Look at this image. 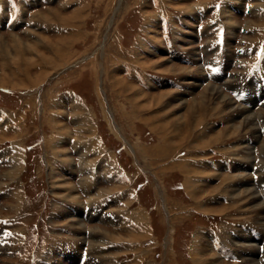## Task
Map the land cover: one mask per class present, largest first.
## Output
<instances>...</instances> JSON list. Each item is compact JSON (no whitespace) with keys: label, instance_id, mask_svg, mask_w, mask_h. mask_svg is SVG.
I'll use <instances>...</instances> for the list:
<instances>
[{"label":"rangeland","instance_id":"1","mask_svg":"<svg viewBox=\"0 0 264 264\" xmlns=\"http://www.w3.org/2000/svg\"><path fill=\"white\" fill-rule=\"evenodd\" d=\"M11 2L15 8L23 10V17L20 22L7 19L11 21L8 28L1 29L0 26V78L7 74V78L0 80V87L12 92L4 93L0 90V146L5 145L6 157L9 158L10 153L11 161L3 167L0 164V189L6 187L5 193L0 195V227H3L1 232L4 233L0 240V264H35L46 249L56 244H66L70 248L71 244L78 245L79 242L85 245L84 239L88 241L87 251L93 258L83 264H198L193 258V246L198 243L197 246L202 248L204 239L201 236L207 237L209 230L214 231L216 236L219 234L226 245H232L234 249L231 252L241 259V262H226L212 250L213 256H218L223 263L247 264L245 262L253 258L258 260L257 264H264V260H261L264 256L257 252L258 247H263L264 251V246L237 228V223L246 221L261 227L264 232V198L260 197L264 188L259 187L264 180V173L260 172L263 175L255 186L249 173L252 163L258 170H264V153L261 152L264 138L258 132L259 126L264 124V104L252 111L235 102L224 90V86L230 88L234 84L230 83L231 79L204 84L200 62L203 55L200 52L201 44L214 45L217 33L224 25L228 30L227 34L225 31L227 40L229 35L235 34L231 44H235L236 38L239 39L240 26L244 28L241 40L245 39V43L238 40L239 44L243 46L247 43L264 52V0ZM244 2L251 3L249 15L242 16L233 9H230L232 13L229 11L227 4H231V7L239 4L241 8ZM197 24L205 36V40L200 39L201 44L195 40L198 36L195 29ZM248 34H251L250 39H246ZM251 39L256 41L247 42ZM13 41L21 42V46L16 47ZM166 48L177 51L176 58L167 55ZM181 55L184 60L196 58L198 61L194 59L191 63L183 62ZM27 59L32 62V79L44 74L36 84L22 80L27 79L22 69ZM246 63L247 59H242L238 66L242 67ZM18 66H22L20 70ZM12 69L16 70L15 74L11 73ZM117 78L129 82V86L134 88L130 91L120 89L117 84H113ZM164 80L176 82L179 87L168 86ZM207 85L220 87L231 104L235 107L238 105L237 108L240 111L246 110V113L239 115L230 112L231 109L226 106H221L219 112L209 103L204 107V112L198 107L191 114V120L201 119L199 129H193V135L184 139L178 148H172L167 143L169 139L172 144L186 135V126H182L180 121L177 124L176 118L186 112L188 102L195 97L199 100L198 95ZM135 89L137 93L132 101L128 96L134 94ZM168 91H172V95L168 94L161 103V93ZM174 94L183 99V104L172 100ZM133 102L143 105L136 108ZM75 105L85 108L90 116V126L95 128L93 135L98 141L102 137L103 145L99 144L106 151L100 155H95L94 150L87 153L83 151L82 157L90 161H87L89 167H86L84 174L89 173L94 177L90 184L85 183V188L89 186L85 190L90 192H85L83 185L79 184L83 178L80 172V163L83 161L74 144L77 140L85 141L89 134L81 131L82 136L77 133L73 116L77 110ZM198 112L200 117L196 115ZM247 113L254 115L250 117L252 123L260 120V123L255 124V132L246 131L243 125V116ZM51 119L57 120L54 125L61 131L53 127ZM59 120L68 131L66 138ZM162 123H166L172 130H176L177 125L180 130L177 129V135L161 131L168 144L165 154L157 147L163 146L164 140L150 130V126ZM198 131H204L203 140L206 141L219 133V141L205 149L192 148L193 144L203 141H199ZM222 131L223 135L220 134ZM55 136H59V140L64 138L63 142L52 144L58 151H66L70 165L57 158L54 155L56 149L54 152L53 145L47 143L50 139H56ZM248 138L252 140L250 144ZM253 144H258L254 157ZM243 145L249 147L250 158H245L239 149ZM106 154L111 157L105 158ZM223 155L233 160L231 172L221 167L216 169L214 165H220V156ZM0 157L5 158L2 153ZM209 158H214V164L209 162L212 166L206 165ZM23 159L26 160L24 165L21 161ZM180 159L191 162L188 165L192 174L198 177L191 178L200 179L195 181L198 185L194 195L188 194L187 186L192 180L188 178L186 182L187 175L183 171L182 162L178 163ZM106 161L113 164L110 170L116 173V177L105 178L108 173ZM95 166L97 172L94 175ZM9 173L14 175L10 176ZM236 173L247 174L248 178L238 183H247L258 193L263 203V208L258 212L243 209L246 200L244 195L233 196L231 200L229 193L222 195L214 191L217 185L221 190L222 185L227 187L230 182L232 185L233 182L226 176ZM67 182L76 185L77 190H73L72 194L77 196L76 199L79 196V202L69 200V188H63L67 187ZM227 189L228 192L232 190L233 194L236 191L230 187ZM96 193H99L98 198ZM105 197L104 203L109 204L102 209H106L108 215L103 217L102 210L93 215V208H100ZM86 204L93 206L86 214V219L81 216L83 211L76 214L67 208L72 205L80 211ZM225 207L229 208L224 213H216ZM69 211L75 217L68 216ZM138 212L144 213L143 220L137 215ZM109 213L117 217L115 223L112 221L113 227L105 224L111 220ZM257 213L261 215L259 220L254 218ZM76 220L82 222L79 230L73 226ZM69 228L74 230L68 233L66 230ZM91 229L97 230V233L91 235ZM234 229L237 236L235 234L229 241L228 237L235 232ZM33 233L36 235L33 243H25V239ZM110 235L121 238L113 240L108 237ZM97 238L103 240V245L91 246V243L95 245ZM111 243L121 244V247L116 245L104 249ZM204 249L206 252V247ZM215 249L221 255L225 253L223 247L218 249L215 246ZM80 252L81 249L74 256L66 252L64 258H61L57 254L59 252L51 248V251L48 250L46 255L38 259L37 264H70L67 262L71 260V264H77Z\"/></svg>","mask_w":264,"mask_h":264},{"label":"bare ground","instance_id":"2","mask_svg":"<svg viewBox=\"0 0 264 264\" xmlns=\"http://www.w3.org/2000/svg\"><path fill=\"white\" fill-rule=\"evenodd\" d=\"M33 2V1H32ZM77 14V11H75V13H74V15H76ZM80 15V14H79ZM69 18H71V17H69ZM69 21H71V20H69ZM36 39V38H35ZM2 42V41H1ZM0 42V43H1ZM39 42V41H38ZM13 45H15L16 47H20L21 46V42H19V41H13ZM34 43V42H33ZM32 43V44H33ZM37 43V42H36ZM31 44V45H32ZM2 45V44H1ZM33 45H35V44H33ZM32 45V46H33ZM32 46H30V47H32ZM48 46V45H47ZM36 47V46H35ZM38 51V50H37ZM30 52V51H29ZM17 54H19L20 55V52L19 51H17ZM41 55V54H40ZM4 60H6V59H4ZM33 61V60H32ZM157 62V61H156ZM24 65V68L22 67V69H23V72H24V77H26L27 79H22L23 81H29V82H32L33 84H36V83H38L40 80H42V77H43V75L42 76H40L39 77V75H38V77H35V78H31L30 76V66H31V64H32V62H29V60L27 59V60H25V63H23ZM6 65V64H5ZM143 66H144V64H143ZM148 66V65H147ZM21 67H17V69H21ZM184 69V68H183ZM11 71V73H13V74H15V69H12V70H10ZM18 73V72H17ZM5 76L4 77H2V78H0V80H4L5 78H7V74H4ZM115 77V76H114ZM30 79L32 80V81H30ZM10 80V79H9ZM25 81V82H26ZM129 82H127V81H124V80H122V79H120V80H118V78L117 79H114L113 80V84H117L118 86H119V88L120 89H122V90H125V89H127V90H129L130 91V89H132V88H134V86H132V85H130L129 86V84H128ZM29 84V83H28ZM32 85V84H31ZM211 85V84H210ZM215 85V84H214ZM2 86V85H1ZM9 86V85H8ZM5 87V86H4ZM1 88V87H0ZM135 93H137V90L135 89V91H134V94H130L129 96H128V98L129 99H131L132 101H134V99H135ZM171 93V95H172V91H168V92H162L161 93V98H159V99H161V103H162V101L164 102V98L168 95V94H170ZM171 95H170V97H171ZM175 95V94H174ZM146 96V95H145ZM199 96V100H196L195 98H194V100H191L190 102H188V107H187V110H186V112L183 114V115H179L177 118H176V120H177V124H179V121H180V123H181V125L182 126H186L185 128V131H186V135H185V137H182V140H180L179 142L177 141V142H173L172 144L170 143L171 141H170V139H169V142H167L168 144H169V146H171L172 148H178L177 146L178 145H181V144H183L184 143V139H186V138H189L190 136H192L193 134L192 133H194V132H192L193 131V129H195V128H198L199 129V124H201L200 122V118H198V119H194V120H191V119H193V117H191V114L194 112L195 113V110L197 109L198 110V107L200 108V111H202L203 110V112H204V107H206L208 104L207 103H209V105H213V107H214V109L215 110H217V111H219L220 112V107L222 106H226V108L228 109V108H230L231 110H230V112H236L237 114H239V115H243L244 113H246V110L245 111H240L238 108H237V106L235 107V106H233L232 104H231V101H230V99L228 100L227 99V96L225 95V94H223L222 93V91H221V88L219 87V88H217V87H215V86H206V88L198 95ZM144 97V96H143ZM158 97V96H157ZM158 99V100H159ZM172 99V98H171ZM173 101H177V103L180 101L181 103L183 102V99H181V98H179L178 97V95H175V97L172 99ZM159 102H160V100H159ZM158 102V103H159ZM216 102H218V103H216ZM54 103V102H53ZM134 103V102H133ZM181 103L179 104V105H181ZM185 103V102H184ZM73 104V103H72ZM77 104V103H76ZM183 104V103H182ZM223 104H226V105H223ZM134 105H135V107L136 108H141V106L143 105V104H136V103H134ZM72 106V105H71ZM184 106H185V104H184ZM74 107V106H73ZM212 107V108H213ZM75 109H77V110H79L78 112H76V111H74L73 112V116H74V118L76 119V121H75V123H76V128L78 129V132L77 133H79V134H81V131H83V132H87L89 135V137H87L86 138V140L85 141H81V140H77L76 142H75V144H74V147H76V148H78V152L79 153H81L80 154V160L81 161H83L82 163H80V169H81V171L80 172H82V175H83V178L81 179V181L82 182H79V184L80 185H83V187L82 188H84V191L85 192H90V191H88V190H85V189H88L89 188V186H86V188H85V183L88 185V184H90L92 181H93V177L91 176V175H89V173H88V175L87 174H84V173H86V167H89V164L87 163V159H86V157H82V155H83V151H85V153H87V152H89V151H93L94 150V154L95 155H97V154H102V152H104L105 150H103V148L101 147V145L99 144L100 142L95 138V136L93 135L94 134V132H95V128H93L92 126H90L91 124H90V122H89V114L86 112V110H85V108L84 107H81V106H79V105H75ZM213 109V110H214ZM222 109H224V108H222ZM221 109V110H222ZM212 110V111H213ZM226 110V109H225ZM222 112V111H221ZM225 112V111H224ZM228 112V111H227ZM247 112H249V111H247ZM200 113H202V112H200ZM196 115L198 116V117H200V114H199V112L198 113H196ZM214 115V114H213ZM220 115V114H219ZM222 115V114H221ZM226 115H227V113H226ZM227 116H229V114L227 115ZM231 116V115H230ZM244 118H243V120H242V122H243V125L246 127L245 129H246V131H249L250 133H252V132H255L256 131V127H255V122H253L252 123V121H251V119H250V117L251 118H253L254 117V115H252L251 113H247V114H245L244 116H243ZM194 118H197V117H194ZM204 118V117H203ZM255 119H256V117H255ZM55 121H57V120H55V119H51V123L53 124V127H56L57 129H58V131H61L57 126H55L54 124H56L55 123ZM91 121V120H90ZM254 121V120H253ZM59 123L61 124V127H62V130H63V132H65V138H66V134H68V131H67V129H66V126H65V124L63 123V122H61L60 120H59ZM203 124V123H202ZM206 124V123H205ZM241 124V123H240ZM169 125V124H168ZM175 126V125H174ZM198 126V127H197ZM205 125H203V127H204ZM236 126V125H235ZM208 127V126H207ZM241 127H242V125H241ZM175 128V127H174ZM209 128V127H208ZM94 129V130H93ZM177 129H178V126L176 125V130L174 129V130H172L171 129V127H167V124L166 123H162V124H160V125H156V126H154V127H151L150 126V130L151 131H153V132H155V134L158 136H160V138H162L163 140H164V138H163V135H162V133H161V131H167L168 133H174L175 135H177ZM182 129V128H181ZM184 129V128H183ZM202 129V128H201ZM225 129V128H224ZM224 129H221V130H224ZM236 129H237V127H236ZM236 129H234V130H236ZM239 129H241V128H239ZM204 131H205V129H203ZM229 130H231V129H229ZM233 130V131H234ZM178 131H180L179 129H178ZM204 131H202V132H200L199 133V131H198V133H197V136H199V141L200 140H203V137H204ZM218 131V130H217ZM241 131V130H240ZM16 133H17V131H15ZM228 132V131H227ZM236 132H238V131H236ZM242 132V131H241ZM240 132V133H241ZM14 133V132H13ZM76 133V134H77ZM206 133V132H205ZM223 133V131L220 133L221 135H223L222 134ZM230 133V132H229ZM232 133V132H231ZM82 135V134H81ZM180 135V132H179V134H178V136ZM182 135V134H181ZM77 136V135H76ZM83 136V135H82ZM85 136V135H84ZM208 136V135H207ZM58 137V138H57ZM64 137V136H63ZM78 137V136H77ZM224 137V136H223ZM226 137H228V136H226ZM54 138H56V139H50L47 143L50 145V144H52V142H54V145H56L57 143V141H62L63 142V140L62 139H64V138H62V139H60L59 140V136H55ZM225 138V137H224ZM82 139H83V137H82ZM210 140H203V141H200V143H198V144H193L191 147L193 148V147H197V148H199V149H205L206 147H208L209 145H211L212 143L213 144H215L216 142H218L219 141V133L217 134V135H215L214 137H211V138H209ZM166 142H165V140H164V144H163V146H157V147H160V150H161V153L162 154H165V150H167V147H168V144H167ZM53 145V144H52ZM53 145V147L52 148H54V152H55V149H56V151H57V153L56 154H54V155H57V158H59V159H62V160H64V162L66 163V164H68V165H70L69 163H68V156L65 154V150H57V148H55V146ZM59 145V144H58ZM242 145V144H241ZM57 147V146H56ZM157 147H156V150H157ZM239 148V147H238ZM248 148L249 147H247V145L245 146V145H243V146H241L239 149L241 150V152H242V154H243V156H245V158H250L251 157V155H250V153H249V151L250 150H248ZM80 149V150H79ZM100 150H101V152H100ZM53 151V150H52ZM76 152V151H75ZM106 152V151H105ZM261 152H263L264 153V146H262L261 147ZM92 153V152H91ZM157 153V152H156ZM253 153V152H252ZM99 154V155H100ZM160 154V153H159ZM188 155V154H187ZM201 155V154H200ZM155 156H156V154H155ZM107 157H111L109 154H106L105 155V158H107ZM16 159V158H15ZM70 159V158H69ZM71 160V159H70ZM69 160V161H70ZM79 160V162H81ZM89 160H90V158H89ZM94 160V159H93ZM18 161V160H17ZM109 161V160H108ZM89 163H90V161H88ZM92 162V161H91ZM182 162V168H183V171L186 173V175H187V178H186V182H188L187 180H188V178H189V180L191 179L192 180V182H191V184L189 185V186H187V190H188V194L191 196V195H194V192H195V190H196V188H197V183L195 182L196 180H200V179H192L193 177H197V176H193V174H192V170H191V167H189V163H191V162H188V160L187 159H180L179 161H178V163H181ZM16 163H18V162H16ZM70 163H72V162H70ZM14 165H15V163H14ZM13 165V167L15 168L16 166H14ZM67 166V165H66ZM111 167H113V164H111V163H109V162H107L106 161V171L108 172L107 173V175H109V176H106L105 178L106 179H111V178H114V177H116V173L115 174H113V171H112V169L110 170V168ZM83 168V169H82ZM235 169V168H234ZM16 170H18V169H16ZM83 170V171H82ZM11 171H12V169H11ZM10 171V172H11ZM88 171H90V170H88ZM13 172H15V171H13ZM17 172V171H16ZM109 172H111L112 174H109ZM10 174V173H9ZM11 175H14V173L13 174H10V176ZM15 177V176H14ZM119 177V176H118ZM192 177V178H191ZM198 178V177H197ZM226 178H230V180L233 182V184L231 185V182L229 183V186H227V187H230L231 189L232 188H234L236 191H235V193L233 194L231 191L230 192H228V189H227V187H225V185H222V190L220 189V186L219 185H217L216 187H215V189H214V191L216 190V191H219L218 192V194H228L229 193V195H231V200L233 199V196L234 197H238V196H241V195H244V196H246V200H245V202H244V206H243V209L244 210H246V211H257L258 212V210H260L261 208H263V206H262V201L259 199V197L257 196V192L253 189V187H251L249 184H242V185H240L238 182L239 181H241V180H244V179H247L248 177H247V174H245V175H243L242 173H236V174H231V175H228V176H226ZM117 179V178H116ZM80 181V180H79ZM245 181V180H244ZM66 182V181H65ZM68 183V182H67ZM200 184H202L201 182H200ZM73 183H68L66 186L67 187H63V188H69V191L70 192H67V194H69V200H71L72 202L74 201V202H79V201H77V199L79 198V196H78V198L76 199L75 197H77V196H74L73 194H72V192H74L73 190H77V188H76V185H74ZM64 186H65V184H64ZM243 186V187H242ZM245 186V187H244ZM243 188V190H240V189H242ZM90 190V189H89ZM198 190V189H197ZM199 191V190H198ZM192 192V193H191ZM239 192V193H238ZM196 193H197V191H196ZM211 194V193H210ZM209 195V194H208ZM212 195V194H211ZM95 196H97L96 198H98L99 197V193H96L95 194ZM207 196V195H206ZM210 196V195H209ZM67 197V198H68ZM92 197L93 198H95L93 195H92ZM128 202V201H127ZM129 204V203H128ZM82 208V207H81ZM229 207H225V208H222V209H220V210H218V211H216V213L218 214V212H220V213H224L227 209H228ZM75 209V208H74ZM82 210L80 209V211H75L76 212V214L77 213H80ZM209 211H211V209H209ZM263 212V211H262ZM62 214H63V212H61ZM60 213V214H61ZM258 214V213H257ZM262 214V213H261ZM68 216H70L71 218H73V216L75 217V214L73 213V212H71V211H69V213L67 214ZM138 216H139V218H141V220H143L145 217V215H144V213H142V212H138V214H137ZM79 216V215H78ZM82 216V215H81ZM261 217V215L260 214H258V215H255V219L256 220H259V218ZM96 218H100V217H97L96 216ZM263 219V218H262ZM138 220V219H137ZM74 220H72L71 222H73ZM261 221V220H260ZM81 222V221H80ZM79 221H75V223L73 224V226H74V228L76 229V230H79V228L81 227V223H80ZM143 223V222H142ZM264 224V223H263ZM144 225V224H143ZM103 230V229H102ZM97 231V230H96ZM96 231H94L93 229H91V235L92 234H96L97 232ZM99 231V230H98ZM104 231V230H103ZM105 232V231H104ZM107 232V231H106ZM103 234V233H102ZM106 234V233H105ZM107 234H109V233H107ZM100 235H98V237H99ZM135 236H136V234H135ZM134 236V237H135ZM207 236V235H206ZM109 238H112L113 240H118V239H120L121 237L119 236V237H116L115 238V236L114 235H110V236H108ZM115 238V239H114ZM201 238L202 239H204V243H203V245H201L202 246V248H199L197 245H198V243H196L193 247V249H194V255H193V258H194V260L195 261H197V263L199 264H226V263H223L221 260H219L218 258V256L216 257V256H213L214 255V253H212V250L213 249H215V246H217L219 243L218 242H214L215 241V239H211V240H209V238H207V237H203V236H201ZM200 238V239H201ZM131 239V238H130ZM137 239V238H136ZM199 239V240H200ZM208 239V240H207ZM91 240H93V239H91ZM111 240V239H110ZM134 240V239H133ZM96 243H95V245L94 244H92L91 243V246H93V247H99L100 245H103V240L102 239H100V238H97L96 239ZM124 241V240H123ZM202 243V242H201ZM206 247V252H205V248ZM1 248V247H0ZM217 248V247H216ZM249 248V247H248ZM218 249H219V247H218ZM262 249H263V247H262ZM260 247H258L257 248V252H261V255H263L264 256V251L262 250ZM246 250V249H245ZM244 250V251H245ZM249 250V249H248ZM202 251H204V252H202ZM249 251H251V250H249ZM246 252V251H245ZM252 252H253V250H252ZM255 252V251H254ZM244 253V252H243ZM247 253V252H246ZM245 253V254H246ZM243 255V254H242ZM260 255V254H259ZM261 255H260V258H262L261 257ZM208 256V257H207ZM247 258V257H246ZM243 259V258H242ZM245 260V259H244ZM261 260H264V257L261 259ZM90 263V262H89ZM245 263H247V264H257L258 263V260H254L253 258H251V259H249V260H247ZM236 264V263H235Z\"/></svg>","mask_w":264,"mask_h":264},{"label":"crops","instance_id":"3","mask_svg":"<svg viewBox=\"0 0 264 264\" xmlns=\"http://www.w3.org/2000/svg\"><path fill=\"white\" fill-rule=\"evenodd\" d=\"M22 13H23V10H22ZM243 26H244V24H243ZM241 29H242L243 31H242V33L239 35V41H241V42L243 43V42L245 41V39H244V41H242V40H241V36L244 35V28L241 27ZM250 37H251V34H248L247 37H246V39H250ZM257 39H258V38H257ZM255 41H256V40L252 41V39H251V40H248L247 42H252V43H253V42H255ZM244 43H245V42H244ZM244 45H245V44H244ZM246 45L249 46V44H247V43H246ZM242 59H247V60H248L249 58H247V57H246V58H240L239 61L242 60ZM248 66H250V63H249L248 61H247V63H246L244 66H242V67H239L238 64H236V65H235V68H234L232 71L235 72V73H239V75H241L242 73H244V69L247 68ZM243 68H244V69H243ZM104 148H105V147H104Z\"/></svg>","mask_w":264,"mask_h":264}]
</instances>
